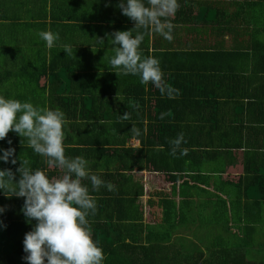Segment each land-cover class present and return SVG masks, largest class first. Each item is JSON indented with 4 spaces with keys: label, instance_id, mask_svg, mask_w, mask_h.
<instances>
[{
    "label": "trees",
    "instance_id": "16d2710c",
    "mask_svg": "<svg viewBox=\"0 0 264 264\" xmlns=\"http://www.w3.org/2000/svg\"><path fill=\"white\" fill-rule=\"evenodd\" d=\"M119 1L0 0V95L58 107L65 113L66 155L84 157L90 173L104 181L99 191L93 190L90 180L83 181L96 198L95 214L88 220L93 239L103 249V264H264V0H209L206 4L214 10L215 23L229 26L226 30L234 36L229 49L219 45L221 49L193 54L162 43L160 47L167 49L159 54L149 50V35H145L142 56L158 58L164 77L170 70L181 69L187 58L190 64L203 58L202 65L187 67L189 74L181 70L189 77L185 82L198 90L189 89L174 98L162 95L152 83L141 84L138 75L115 74L119 70L110 64L114 46L106 34L118 26L120 31L132 29L135 22L122 10L119 16H108L116 9L102 13L100 8L105 2ZM178 3L179 9L170 17L174 27L189 24L191 18L183 9L189 2ZM203 30L211 28H201L202 34ZM41 31L59 33L51 49L40 38ZM96 37L104 38V44ZM65 45L72 46L73 55L65 53ZM59 69L64 71V83ZM85 98L90 102L87 110L70 111ZM125 112L130 119H121ZM133 125L140 129L139 136L130 131ZM180 133L186 143L173 156L170 141ZM9 147L15 149L17 163H11L13 157L8 163L0 160V169L15 172L20 158L29 159L33 170H45L50 178L64 173L35 154L27 138L14 131L0 141V149ZM227 158L242 167L243 176L236 185L219 176L228 166ZM206 170L211 176L203 174ZM253 171L262 174L254 177ZM146 173L163 177L167 196L160 190L143 198ZM204 183L211 191L201 187ZM248 187L263 192V202L248 200ZM152 195L158 201H152ZM23 205V197L0 189L4 209L0 212V264H27L23 240L36 221L25 217ZM156 206L163 209L161 223L154 228L147 222L157 218ZM181 218L189 221L184 231L201 228L206 232L207 253L193 250L198 253L194 257L166 247Z\"/></svg>",
    "mask_w": 264,
    "mask_h": 264
},
{
    "label": "clouds",
    "instance_id": "9594fccd",
    "mask_svg": "<svg viewBox=\"0 0 264 264\" xmlns=\"http://www.w3.org/2000/svg\"><path fill=\"white\" fill-rule=\"evenodd\" d=\"M118 7L122 14L135 22L132 29L106 34L108 43L114 46L115 55L110 59L113 68L123 75H138L141 84L152 83L162 95L174 98L179 90L165 82L160 60L155 56H142L140 45L145 35L159 34L169 42L173 39L170 17L180 7L178 0H121ZM143 29V31H141ZM135 33V35H134ZM39 36L51 49L59 40V33L41 31ZM114 37V39L112 38ZM104 44V38L96 37ZM67 55H73L71 45L64 46ZM161 113V119L164 118ZM122 120L130 119L125 112ZM68 123L60 108L34 105L0 95V141L15 132L27 138L28 146L35 154L46 158V163L64 170L60 177L50 178L45 170L31 168V161L23 159L15 172L11 168L0 169V189L24 198L22 211L29 221L35 220L33 229L25 234L23 257L27 264H103V249L93 239L88 216L96 211V198L83 183L90 180L93 190L104 185L100 176L91 174L88 161L82 156L70 158L65 152V125ZM135 136L140 129L130 130ZM9 145L12 141L8 140ZM171 155L175 156L184 140V134L170 141ZM0 160L15 165V149H0ZM19 173V179L16 178ZM0 208V212H3Z\"/></svg>",
    "mask_w": 264,
    "mask_h": 264
},
{
    "label": "crops",
    "instance_id": "0c3cea01",
    "mask_svg": "<svg viewBox=\"0 0 264 264\" xmlns=\"http://www.w3.org/2000/svg\"><path fill=\"white\" fill-rule=\"evenodd\" d=\"M187 1L189 2V4L185 3V5H183V9H185L184 12L188 13V16L191 17L189 19V22H188L189 24L179 25L181 27H174L173 32H172L173 39L171 42L164 39L159 34L149 35V45H150L149 50L151 52H154L155 50L156 51L159 50L157 52H160L159 54H163V52H165L164 49H167L168 47H171V48L176 47L175 50H178V51H185L186 50L187 52H192L193 54L195 52L200 51V49H201V50L207 51L204 53V54H206L212 50L221 49V47H218L219 45H221L224 49H229L230 44H232V39H233L231 37H234V36L228 30H226V28H228L229 26L219 24V23H215V21L213 20L214 10L211 7H208L206 5L208 2H211V1H209V0H187ZM119 4H120V1L118 3L116 2L115 4H110L109 2H105V3L101 4V8H100L101 10L100 11L102 13H105V12H103V10L114 8L116 10L114 12L112 10H110L112 13H109L107 15L110 16V14H115V16L116 15L119 16V13H121V12H119L121 10L118 7ZM90 12H91L90 9H85V13L89 14ZM87 16L88 15H85L84 17L86 18ZM196 18H198V22L195 21ZM86 20H87V18H86ZM203 27L211 28V30H203L204 34H202L201 28H203ZM221 29H224L226 31V33H224V32L221 33L220 32ZM117 31H120V26H118ZM206 36H208V37H206ZM162 43L163 44L166 43V44H164V46H166L167 48H165L164 46L160 47V46H162ZM192 63L193 64H190V60L187 58V61L182 65L181 69H179V67H177L174 71L168 69V70H170V72H172L171 73L172 75L170 74V75H167L166 77H164L165 82L168 83L169 85H171L173 88L174 87L178 88L179 93H183L185 91H186V93H189V89L193 90V88L196 90L198 88L197 86L194 87L193 85L185 82V79H189V77H187L188 75H186L185 72L181 71V70L184 69L189 74L187 67H189V66L195 67V64L202 65L203 58L202 59H198V58L192 59ZM195 71L198 72L199 70H195ZM173 72H177V73H173ZM60 81H62V83H64L63 80H60ZM62 88H63V85L60 87V90H62ZM190 96H191V92H190ZM208 111H210V109ZM134 146H138V143L135 142ZM230 153L233 156L232 151ZM236 160H239V158H236ZM200 161H201V159H200ZM237 162L234 159L227 158L228 166H227L225 172L222 173L221 175H219L222 180H224V181L228 180L229 182H232L234 185L238 184V180L243 176V171L238 172L236 174L231 172V169L235 165H237V164L240 165ZM206 164L208 165V167L210 166L209 163H206ZM253 172H251V174L254 177H257L259 174H262L261 171H257V172L253 171ZM203 174L205 176H211V173L208 170L204 171ZM153 175H160V174L146 173L144 175L145 185L147 183V179L153 180V178L150 179V177H152ZM236 177H237V180L235 179ZM234 180H236V181H234ZM158 185H161V186H158ZM149 186H150V188H147L148 191L145 193L143 198L148 199L149 193H153L155 191L159 192L160 190L163 192V196L168 195V191H166L167 190L166 188L163 189L162 183L155 184L153 181H150ZM201 187H203V189L205 191H211V189H210L211 187L208 188L206 186V183H204L203 186H201ZM245 197L248 200L262 201L263 202V192L257 191L254 187H248V189L245 193ZM150 198L154 202L158 201V199H159V197H157L155 195H152ZM162 209H163V207H159V206L155 207L154 210L157 213V218H155L153 220H149L150 222L149 221L147 222L148 225L156 228V225L158 223H161V216H162L161 211H162ZM196 224L199 225L197 222H196ZM186 226L187 227L189 226V221L185 220L184 218H181L177 229L175 231H173L171 236L167 238L166 243H164V244H166V247L172 249L173 251H174V249L177 252L184 250L186 252H190L192 254V256L197 257L198 253H196L194 251L206 252L205 247L203 246L206 244V241L204 238V236H205L204 234L206 232L204 230H202L201 228L199 230L197 229L196 231L194 229H188L189 231H184L183 229ZM191 228H194V226H191ZM178 236H185V237L177 238ZM174 242L176 245H174ZM192 248H194V249H192Z\"/></svg>",
    "mask_w": 264,
    "mask_h": 264
},
{
    "label": "rangeland",
    "instance_id": "374dc122",
    "mask_svg": "<svg viewBox=\"0 0 264 264\" xmlns=\"http://www.w3.org/2000/svg\"><path fill=\"white\" fill-rule=\"evenodd\" d=\"M191 29V28H190ZM63 70L61 69H59V75H58V77H59V79L60 80H62V78H63ZM62 86V85H61ZM62 90H60V92H61ZM60 93H58V95H59ZM64 100V102L67 100V98H64L63 99ZM81 103H78V104H75V105H73V109H71L70 111H73V112H76V111H78V112H81V108H84L85 110H87L88 109V107H89V104H90V102H89V100L88 99H81V101H80ZM67 103H69V100H67ZM72 106V105H71ZM187 156H189V154H187ZM235 156H236V158H238V156H237V154L235 153ZM251 169H253V168H251ZM231 172L232 173H234V174H236V173H238V172H242V167H241V165H235L232 169H231ZM63 174H61L60 176H62ZM59 176V177H60ZM238 177V176H237ZM237 177L235 178L236 180H237ZM151 178H153V180H148L147 179V183H146V185H145V191L147 192L148 191V189L147 188H150V186H149V182L150 181H153L155 184H159V183H162V181H163V177L161 176V175H153L152 177H150V179ZM236 180H234V181H236ZM158 186H161V185H158ZM109 187H110V185H109ZM2 233V227L0 226V234Z\"/></svg>",
    "mask_w": 264,
    "mask_h": 264
}]
</instances>
